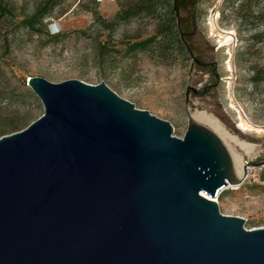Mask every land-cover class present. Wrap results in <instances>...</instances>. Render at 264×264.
Returning <instances> with one entry per match:
<instances>
[{
    "label": "water",
    "instance_id": "obj_1",
    "mask_svg": "<svg viewBox=\"0 0 264 264\" xmlns=\"http://www.w3.org/2000/svg\"><path fill=\"white\" fill-rule=\"evenodd\" d=\"M27 85L44 113L0 136V264H264V225L204 195L244 178L190 112L173 136L104 81Z\"/></svg>",
    "mask_w": 264,
    "mask_h": 264
},
{
    "label": "rangeland",
    "instance_id": "obj_2",
    "mask_svg": "<svg viewBox=\"0 0 264 264\" xmlns=\"http://www.w3.org/2000/svg\"><path fill=\"white\" fill-rule=\"evenodd\" d=\"M0 1L14 12L0 17V115H27L30 124L44 113L27 85L30 76L52 82L79 78L93 85L104 81L137 108L168 120L173 136L185 135L188 112L204 111L256 146L246 154L229 143L233 162L253 168L242 185L226 186L219 194L220 211L244 217L249 229L264 225V131L239 126L241 113L264 128V80L251 81L255 68L264 76V0H188L176 22L187 52L175 45L165 51L159 42L129 50L130 43L155 34L166 17L167 0H160L153 13L119 22L111 35L93 21L94 12L114 19L139 0H56L40 32L18 22L44 0ZM101 49L104 59L98 58Z\"/></svg>",
    "mask_w": 264,
    "mask_h": 264
},
{
    "label": "trees",
    "instance_id": "obj_3",
    "mask_svg": "<svg viewBox=\"0 0 264 264\" xmlns=\"http://www.w3.org/2000/svg\"><path fill=\"white\" fill-rule=\"evenodd\" d=\"M160 0H139L137 5L135 6H127L123 10L117 12L114 19H105L103 18L98 11L94 12V19L93 21L101 26L104 27L105 30H108L110 35L111 32L114 31L116 25L124 21V19L129 18L133 15L139 14L140 12H148L153 13L156 11L158 2ZM164 1V0H163ZM166 1V0H165ZM188 0H167L169 4L168 10L166 13V17L164 18L163 23L160 27L157 28L155 34L143 38L139 41H134L130 43L129 50L136 51L141 49L149 48L151 45L159 42L163 48V50L168 51L171 49V46L175 45L181 51L187 52L188 47L185 45L183 40V35L177 26L180 19L178 18V13L180 8L185 5ZM56 0H44L43 3L36 6V9L32 12L24 16L19 20V24L21 27L29 28L33 31L40 32L41 28L43 27V19L48 16L54 9L57 7ZM13 8L10 7L9 4L0 1V17L3 16H11L13 15ZM86 33L85 30H83ZM54 37L55 35H50ZM106 48V47H102ZM107 53L104 50H100L98 54V58L104 59ZM257 73V74H255ZM259 70L254 69L253 74H255L251 81L258 82L259 80H264V76L259 75ZM25 80L23 84H25ZM29 122L27 120V115L25 116H14L8 117L7 115H0V136L4 134H10L14 131L21 130L28 126Z\"/></svg>",
    "mask_w": 264,
    "mask_h": 264
},
{
    "label": "bare ground",
    "instance_id": "obj_4",
    "mask_svg": "<svg viewBox=\"0 0 264 264\" xmlns=\"http://www.w3.org/2000/svg\"><path fill=\"white\" fill-rule=\"evenodd\" d=\"M225 43L226 44L230 43V37L226 38ZM191 115L196 121L202 123L207 128H210L212 131L216 132L221 137L223 142L226 143L227 146L229 145V143H231L234 146L240 149H243L246 154H251L252 152L255 151L256 146L254 143L248 142L242 138L240 139L238 136L232 134L229 130L225 128V126L221 124V122L216 117L210 114H207L204 111H200V110L191 111ZM239 126H241L245 130H249L252 132H263L264 131V128H262L261 125L253 123L252 121L249 120V118H247V116L245 117V115L241 113H240V118H239ZM246 166L247 164H245V167ZM252 168L253 167H248L247 174H249ZM235 171H236L238 178L242 179L245 177V168L244 169L240 168L239 166L235 164ZM228 186L233 187V188L239 187V185H228ZM204 195L209 198L211 197L214 200L218 199V196L212 197L211 195L209 196L205 193Z\"/></svg>",
    "mask_w": 264,
    "mask_h": 264
},
{
    "label": "built area",
    "instance_id": "obj_5",
    "mask_svg": "<svg viewBox=\"0 0 264 264\" xmlns=\"http://www.w3.org/2000/svg\"><path fill=\"white\" fill-rule=\"evenodd\" d=\"M247 173H248V172H247ZM247 177H248V174L245 175V177H244V181L247 179Z\"/></svg>",
    "mask_w": 264,
    "mask_h": 264
}]
</instances>
